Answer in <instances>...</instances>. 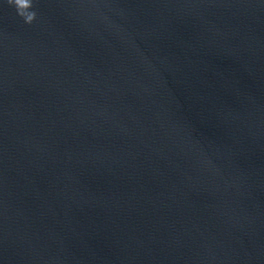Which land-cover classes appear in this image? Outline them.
Here are the masks:
<instances>
[{
	"label": "water",
	"instance_id": "95a60500",
	"mask_svg": "<svg viewBox=\"0 0 264 264\" xmlns=\"http://www.w3.org/2000/svg\"><path fill=\"white\" fill-rule=\"evenodd\" d=\"M0 264H264V0H0Z\"/></svg>",
	"mask_w": 264,
	"mask_h": 264
}]
</instances>
